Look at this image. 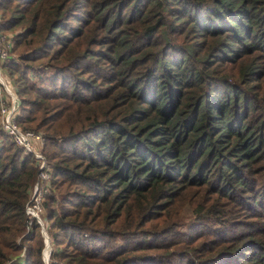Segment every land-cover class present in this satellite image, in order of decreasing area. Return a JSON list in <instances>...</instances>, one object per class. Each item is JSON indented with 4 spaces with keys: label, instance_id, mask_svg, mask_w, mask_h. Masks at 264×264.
<instances>
[{
    "label": "trees",
    "instance_id": "1",
    "mask_svg": "<svg viewBox=\"0 0 264 264\" xmlns=\"http://www.w3.org/2000/svg\"><path fill=\"white\" fill-rule=\"evenodd\" d=\"M0 34L46 264H264V0H0ZM37 171L0 129V264H44Z\"/></svg>",
    "mask_w": 264,
    "mask_h": 264
},
{
    "label": "built area",
    "instance_id": "2",
    "mask_svg": "<svg viewBox=\"0 0 264 264\" xmlns=\"http://www.w3.org/2000/svg\"><path fill=\"white\" fill-rule=\"evenodd\" d=\"M0 44L8 45L6 37L0 34ZM0 51V57H4ZM0 129L3 130L15 144L20 145L25 152L32 155L37 167V175L32 183L29 197L24 204V213L28 218H33L41 226L40 214L42 213L41 196L47 191L48 169L44 155L41 151L42 135L33 130L20 129L13 119L15 110L12 89L0 75Z\"/></svg>",
    "mask_w": 264,
    "mask_h": 264
},
{
    "label": "rangeland",
    "instance_id": "3",
    "mask_svg": "<svg viewBox=\"0 0 264 264\" xmlns=\"http://www.w3.org/2000/svg\"><path fill=\"white\" fill-rule=\"evenodd\" d=\"M3 35V34H2ZM4 37H6V39H7V43H8V46H9V43H10V41H9V38L7 37V35H4ZM39 132V131H38ZM42 220V219H41ZM246 224H249V221H247L246 222ZM180 229H182L181 231H184V228H180ZM243 228L242 227H238V228H236L235 230H234V232H237V231H240V230H242ZM41 231H43L44 232V234H46L45 233V231H44V229L42 228V224H41V226H40V233H41ZM41 235H42V240H43V234L41 233ZM47 236V235H46ZM43 248H44V245H43V247H42V249H41V251L43 250ZM46 253H47V256H48V240H47V246H46ZM41 258H43V255H42V253H41ZM196 259H198V257H196L195 258V260ZM200 259V258H199ZM43 261V260H42ZM46 261H47V258H46ZM47 263V262H46Z\"/></svg>",
    "mask_w": 264,
    "mask_h": 264
},
{
    "label": "water",
    "instance_id": "4",
    "mask_svg": "<svg viewBox=\"0 0 264 264\" xmlns=\"http://www.w3.org/2000/svg\"><path fill=\"white\" fill-rule=\"evenodd\" d=\"M41 233L43 234V245H44V248L41 251V253L43 255L42 260H43V263L46 264L47 253H46L45 249H46V246H47V236H46V234H44L43 231H41Z\"/></svg>",
    "mask_w": 264,
    "mask_h": 264
}]
</instances>
